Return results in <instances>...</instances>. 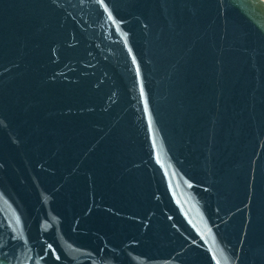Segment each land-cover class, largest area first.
Instances as JSON below:
<instances>
[{"label": "water", "instance_id": "water-1", "mask_svg": "<svg viewBox=\"0 0 264 264\" xmlns=\"http://www.w3.org/2000/svg\"><path fill=\"white\" fill-rule=\"evenodd\" d=\"M0 264H264V0H0Z\"/></svg>", "mask_w": 264, "mask_h": 264}]
</instances>
